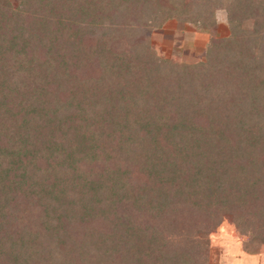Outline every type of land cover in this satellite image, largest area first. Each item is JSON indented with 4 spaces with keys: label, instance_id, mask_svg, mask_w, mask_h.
Returning a JSON list of instances; mask_svg holds the SVG:
<instances>
[{
    "label": "trees",
    "instance_id": "trees-1",
    "mask_svg": "<svg viewBox=\"0 0 264 264\" xmlns=\"http://www.w3.org/2000/svg\"><path fill=\"white\" fill-rule=\"evenodd\" d=\"M0 5V264H210L264 240V0ZM202 62L151 54L215 24Z\"/></svg>",
    "mask_w": 264,
    "mask_h": 264
},
{
    "label": "rangeland",
    "instance_id": "rangeland-1",
    "mask_svg": "<svg viewBox=\"0 0 264 264\" xmlns=\"http://www.w3.org/2000/svg\"><path fill=\"white\" fill-rule=\"evenodd\" d=\"M0 5L18 7L15 0H0ZM215 24L202 28L195 22L169 19L149 34L151 54L169 59L173 64L202 62L210 37H228L224 8L214 10ZM210 264H264V240L240 235L223 222L209 235Z\"/></svg>",
    "mask_w": 264,
    "mask_h": 264
}]
</instances>
